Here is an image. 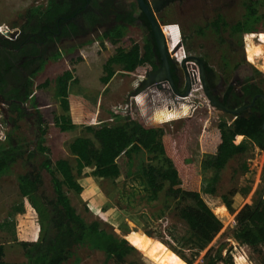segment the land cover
Returning a JSON list of instances; mask_svg holds the SVG:
<instances>
[{
  "label": "rangeland",
  "instance_id": "1",
  "mask_svg": "<svg viewBox=\"0 0 264 264\" xmlns=\"http://www.w3.org/2000/svg\"><path fill=\"white\" fill-rule=\"evenodd\" d=\"M47 1L0 0V29L22 24L24 15L32 8L44 11L48 7ZM244 1L246 0H173L156 16L169 39L171 49H177L183 44L177 49L178 55L190 52L204 56L229 82L234 63L246 60L252 64L257 60L259 53L264 51V0H261L259 6L260 21L254 25L252 32H247L252 33L258 43L247 51L246 34L242 38L230 36L231 27L223 26L219 37L215 29L208 28L207 25L217 18L218 14H221L229 25L237 22L245 12ZM106 27L104 24L96 31L90 29L86 39L74 42L73 45H78L75 50H67L69 52H66L64 57L61 56V59L52 58L45 61L32 86L37 99L36 103L32 104L39 107V113H33L28 108L27 117L19 118L14 124L7 107L0 106V146L9 145L6 140L9 133L13 132L17 137L25 136L30 142L27 145L29 150L36 149L37 130L41 127L45 131L43 144L48 148L45 152L37 150L32 158H19L11 171L0 177V246H3L4 251L0 258L8 262H27L20 241L39 240L43 232V219L32 197L22 194L19 176L31 171L40 172L42 184L38 193L45 200L54 198L52 177L41 164L47 157H51L54 162L66 159L76 167V157L70 151V144L78 137L93 138V134L89 133L81 122L80 107L71 104L70 109L66 111L61 106L56 95L58 76L67 70L73 71L72 94H83L96 107L91 122L93 127L96 128L102 123H116L113 116L115 110L122 115L137 116L136 97L133 99L132 96L145 75L138 71L123 73L121 65L114 64L116 75L113 79L107 84L101 79L106 75L104 65L118 54L119 48L129 50L136 43L143 45L142 27L139 24L132 26L117 45L99 40L98 34ZM256 46L258 49L254 50ZM259 71L253 75L254 81L264 90V70ZM189 97L199 98L209 113L206 121H201L206 110H200L196 114V142L191 150L193 160L202 175L204 190L210 185L209 182H212L216 190L217 195H212L213 211L226 223L212 244L229 241L233 247L231 254L234 264H262V256L258 252L234 240L236 228L235 225L229 224L228 220L246 203L255 204L260 198L264 199V149H258L251 139L238 136L236 143L244 141L248 146L245 153L232 157L221 169L208 165L203 161V133L217 126L221 120H232L235 116L220 109H213L200 87L195 88ZM188 98L180 99L177 103L170 100L163 110L156 113L155 124L161 134L175 135L180 132L188 114ZM145 101L148 105L153 104V98ZM61 115L71 119L73 129L65 131L56 124V117ZM40 116L44 121H40ZM15 125L18 126L16 131ZM142 160L147 166L169 168V161L158 153L146 150L136 153V165ZM94 170V166H89L84 169L83 174H78L75 169L76 179L83 186L81 193L65 186L77 212L86 221H98L102 229L130 241L142 236L148 239L143 249L136 247L138 252L121 258H107L104 251L77 246L64 264H200L210 245L195 237L181 220L177 213L176 201L166 196L167 183L158 194H154L146 178L140 174L127 178L123 175L105 178L94 175ZM232 193L233 211L224 205L220 197ZM221 206H224V209L217 210V207ZM14 207H17L14 214L15 230L11 231L2 223Z\"/></svg>",
  "mask_w": 264,
  "mask_h": 264
},
{
  "label": "trees",
  "instance_id": "2",
  "mask_svg": "<svg viewBox=\"0 0 264 264\" xmlns=\"http://www.w3.org/2000/svg\"><path fill=\"white\" fill-rule=\"evenodd\" d=\"M261 0L244 1L245 12L237 22L229 25L221 14L212 20L207 27L215 29L221 35L223 26L231 27L230 36L242 38L244 34L248 46L257 45L252 32L254 25L260 21L259 6ZM61 3L51 0L46 10L32 8L28 11V24L33 21L32 28L35 29L45 18L47 22L53 20L63 12ZM134 5V4H133ZM139 9H133L130 13L129 22L132 24L137 19H145L139 15ZM73 30L78 27L74 22L69 24ZM127 29L119 25L114 34L104 32L99 40L108 41L117 45L121 38L125 37ZM76 46L69 51L75 50ZM153 43L147 40L144 45V52L140 44L136 43L129 50L119 48L118 54L110 58L104 65L106 75L102 77L104 83H109L116 75L114 64H120L123 73L138 71L145 75L147 71L157 67L155 63V52ZM258 49V46L255 47ZM67 51V52H69ZM62 54L55 56L60 59ZM46 60H37L30 77L25 78L23 84L19 69L13 60H0V93L7 100L10 119L13 123L27 115L25 102L30 98L36 103V96L33 90L34 78L44 67ZM259 70H264V51L259 53L257 60L252 62ZM250 62L243 60L234 63L231 67L234 80L243 83L242 91L244 97L249 100L258 95L255 104L248 114L236 115L232 120H221L217 126L203 133L201 143L204 149V160L213 168L221 169L228 161L248 150L244 141L236 143V137L242 136L251 139L256 146L264 149V99L260 96L264 90L254 81L253 75L260 71ZM18 69V70H17ZM74 79L72 70L65 71L58 76L56 81V95L64 110H69L71 104H76L81 109V122L86 130L93 134L91 137H78L70 144V151L76 157V167L66 159L54 162L47 157L41 164L52 177V184L55 197L45 200L39 194L42 177L40 172L31 171L21 174L20 190L24 196H31L36 208L43 219L42 237L36 241H20L24 248L27 262H8L0 258V264H64L73 254L77 246H88L92 249L104 251L107 258L124 257L129 253L138 252L136 247L144 248L147 237L130 241L115 233L108 232L101 228L98 221H86L73 206L70 197L66 193L65 186L75 190L77 193L83 191V186L77 181L74 173L83 174L84 169L94 166V175L105 178H116L120 176L130 177L140 174L146 178L150 190L158 194L165 183L167 198L176 201V209L179 217L183 220L192 234L210 245L202 256L200 264H234L231 251L233 249L229 241H221L219 244H212L217 235L223 230L226 223L217 215L211 206L212 195H217L216 190L209 182L208 187L203 188L202 175L200 174L194 160L192 147L196 142L194 132L198 122L196 114L200 110H206L204 104L196 99H191L188 104V114L180 132L175 135H163L155 124L156 113L163 110L166 104L172 99L165 91L153 97L151 105L145 101L144 95L136 97L137 116L132 114L122 115L120 112L113 113L116 123H102L98 127L91 125L95 116L96 107L86 97L79 94H72L71 81ZM154 89H157L156 86ZM93 101V100H92ZM163 105V106H161ZM36 107V106H35ZM215 110L217 108H214ZM36 110L39 113L38 108ZM208 111L201 118L207 120ZM40 121H44L40 116ZM56 124L62 130L73 129L71 119L66 115L56 117ZM15 124V123H14ZM18 128L14 126V131ZM45 131L39 127L37 130L36 149L29 150V141L22 136H14L9 133L6 143L8 146H0V177L11 171L13 164L22 159L32 158L36 151L45 152L44 146ZM22 140V142H21ZM25 147L27 149H25ZM146 150L165 156L169 161V168H157L146 165L142 160L138 165L135 163V154ZM224 205L233 211V193L220 196ZM264 197V193H263ZM17 208V207H16ZM14 207L5 221L2 223L8 230H15ZM224 206L217 207L221 211ZM237 225L233 237L239 244H245L262 256L264 264V199L260 198L255 204L246 203L235 212ZM3 246H0V256H3ZM192 264V262H190Z\"/></svg>",
  "mask_w": 264,
  "mask_h": 264
},
{
  "label": "flooded vegetation",
  "instance_id": "3",
  "mask_svg": "<svg viewBox=\"0 0 264 264\" xmlns=\"http://www.w3.org/2000/svg\"><path fill=\"white\" fill-rule=\"evenodd\" d=\"M50 1L51 0L47 1L48 6L50 5ZM56 1L61 3L60 5L62 8H64V10L53 20L52 23L47 22V18H45L35 29H33V21L29 25V18L27 15H24L25 17H23L24 21L22 24L16 25L13 28L6 27L4 29H0V60H13V63L16 64L17 68L19 69V75L21 74L22 76V80L21 82H19V84H23L25 78L27 79L28 77H30L37 60H52V58H55V56L58 54H62V57H64L67 50L76 45V43L73 45L74 42H81L82 40L86 39L90 29L96 31L101 26H104V24H106L107 27L100 31V34H98V36L106 31L114 34L115 29H117L119 25H123L128 30L131 29L132 26L139 24L140 27H142V32L144 33L142 37L143 45L141 46L142 52H144L143 47L146 44L147 40H150L154 45V60L157 67L149 71H156L163 66L164 61L161 57V54L159 53L152 26L146 15L141 10L138 4V0H135V2H133L132 0ZM149 1H154V6L152 7V9L156 16L157 13H160L164 9V7L170 4L173 0ZM133 6H135V9H139V15L145 16L146 20L144 18H141L130 24L129 18L131 16L130 13L133 9ZM72 22H74L78 27L77 30H73L68 27ZM123 38H121V40ZM166 39L170 71L176 85V89L172 87L169 79H165L161 80L160 82H153L149 88H145L141 92H139L138 89L142 87V81L144 80L146 74L149 72L147 71L143 79L140 81L139 86L133 92V99L135 97L144 95L145 100H152V98L155 96H161V91H165L166 95L172 98L171 101L177 103L178 100L186 99L191 96L192 91L198 87L203 90L204 95L208 98L205 90L206 84L210 92L222 104L228 106L231 110L249 105L239 114H248L250 112V109L255 103L253 105L250 104L253 102L254 98L257 95L253 98V100L250 101L248 96L244 97V93L242 91L243 83L234 80L233 75H231V79L229 80V82H227L223 76V73L216 66L210 64V62L207 61V58L202 55L191 54L190 52L184 53V55H178L177 49L180 48L183 44L179 45L177 49L176 47L174 49H171L168 37H166ZM250 48L251 47L247 44L246 51ZM255 49L256 48L254 47V50ZM192 57H198L199 59L205 61L204 76L202 75L200 64L196 62V59ZM155 86L157 89H154ZM188 99V104L190 103L191 99L199 100V98L190 97ZM208 100L213 109L217 108L212 105L209 98ZM30 104H32L31 98L26 101L23 106L26 108V112L28 113L27 110L31 109L33 113H38L36 107L38 108V110L39 107H35L33 104L30 106ZM0 106L1 108L2 106H6L7 111H9L8 102L1 93ZM222 112L233 114L225 110H222ZM233 115L236 116L235 114ZM25 117H27V115H25Z\"/></svg>",
  "mask_w": 264,
  "mask_h": 264
},
{
  "label": "water",
  "instance_id": "4",
  "mask_svg": "<svg viewBox=\"0 0 264 264\" xmlns=\"http://www.w3.org/2000/svg\"><path fill=\"white\" fill-rule=\"evenodd\" d=\"M138 4L143 11V13L146 15L148 18L152 30L155 36L156 44L159 49V53L161 54V57L163 58V66L157 69L156 71H149L146 76L144 77V80L142 81V87L138 89L139 92H141L145 88H149L153 82H160L161 80L169 79L171 82V85L174 89H176V85L174 83V80L172 78V74L170 71V65H169V60H168V50H167V43H166V35L162 29V25L160 21L157 19V17L154 14V11L152 7L154 6V1H149V0H138ZM196 59L195 61L198 62L201 66V72L202 75L204 76V64L205 61L199 59L198 57H192ZM205 90L208 98L210 99L211 103L213 106L217 107L220 110H225L228 112H231L233 114H239L241 111L246 109L249 105L242 106L240 108H237L235 110H231L228 106L222 104L207 88L205 84ZM258 96V95H257ZM257 96L254 98L253 102L250 105H253L255 103V99ZM264 99V94L260 95Z\"/></svg>",
  "mask_w": 264,
  "mask_h": 264
},
{
  "label": "built area",
  "instance_id": "5",
  "mask_svg": "<svg viewBox=\"0 0 264 264\" xmlns=\"http://www.w3.org/2000/svg\"><path fill=\"white\" fill-rule=\"evenodd\" d=\"M263 166H262V168L264 167V163L262 164ZM228 223L229 224H233V225H237V220H236V218H235V215L233 216V217H231V218H229V220H228Z\"/></svg>",
  "mask_w": 264,
  "mask_h": 264
},
{
  "label": "crops",
  "instance_id": "6",
  "mask_svg": "<svg viewBox=\"0 0 264 264\" xmlns=\"http://www.w3.org/2000/svg\"><path fill=\"white\" fill-rule=\"evenodd\" d=\"M80 44H81V43H80ZM242 138H244V136H242ZM244 139H245V138H244ZM255 146H256V145H255ZM256 147H258V146H256ZM258 149H261V148L258 147ZM253 201H254V200H252V202H253Z\"/></svg>",
  "mask_w": 264,
  "mask_h": 264
}]
</instances>
